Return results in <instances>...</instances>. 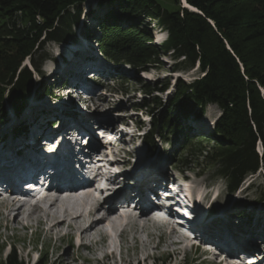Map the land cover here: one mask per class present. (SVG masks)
Listing matches in <instances>:
<instances>
[{
  "label": "trees",
  "instance_id": "1",
  "mask_svg": "<svg viewBox=\"0 0 264 264\" xmlns=\"http://www.w3.org/2000/svg\"><path fill=\"white\" fill-rule=\"evenodd\" d=\"M84 1L0 0V126L5 123L6 102L20 114L35 90L32 71L40 72L47 59L39 49L43 33L52 41L73 40V27ZM187 2L199 12L185 7L182 0H113L99 16L98 41L108 60L116 65H130L138 72L147 70V64L159 63V55L168 51L175 59L184 56L176 68H193L199 63L204 72L200 78L191 83L177 80L171 113L161 125L153 112H148L152 121L147 141L155 148L157 135L166 142L174 135L186 149L195 140L183 129L179 115L198 116L206 103H217L222 115L216 124L210 158L216 163L217 174L227 180L228 189L234 192L249 173L264 167V0ZM137 14L157 20L168 31L169 38L163 46L147 41L150 33H143L133 21ZM121 19H125V26L119 24ZM94 34L87 27L86 36L93 38ZM28 57L31 69L21 67ZM118 70L121 71L114 79H125V70ZM167 84L162 81L161 88H152L145 82L141 88L147 94L165 90ZM51 90V86H39L34 92L42 98ZM147 101L143 97L135 107L142 109L147 103L162 105L159 95ZM24 127L20 123L15 130L21 132ZM258 141L263 147L261 155L256 150ZM262 188L258 202L264 201V184ZM7 264L24 263L14 250ZM35 264L46 263L39 257Z\"/></svg>",
  "mask_w": 264,
  "mask_h": 264
},
{
  "label": "rangeland",
  "instance_id": "2",
  "mask_svg": "<svg viewBox=\"0 0 264 264\" xmlns=\"http://www.w3.org/2000/svg\"><path fill=\"white\" fill-rule=\"evenodd\" d=\"M111 2H113V0L84 1L81 5L82 12L79 16L78 23L73 27V40L67 41L66 43L52 41L48 40L45 32L43 33L39 45L41 47H39V49L40 52H44L47 55V59H44L40 67V72L35 69L32 71L34 87H61L62 74L68 66L74 64V60L76 62L78 59L77 56H81L80 60L83 62V56L87 54L93 55L96 49L101 50L98 41V35L101 34L98 24L99 16L106 11ZM133 17V21L138 24V29H141L145 34L150 33L151 39L147 41L156 44L157 37L162 36V42H157L159 45H156L163 46L167 42L169 38L168 31L165 28L163 29L158 24L157 20L151 21L152 19L144 17L143 14H137ZM121 20L119 24L125 26L127 24L125 19ZM22 24L21 19H18V25L21 26ZM87 27L91 29L93 34L96 33L94 37H97V39L93 36V38H88L86 36ZM159 59V63L147 64V70L139 72L136 68L129 65L122 66L127 76L125 79L120 78L115 81L111 76L107 77L109 75L107 72L97 75L91 85L94 88L95 94L91 95L92 97L90 99L93 105L89 108L92 109L94 107L93 109L97 111L96 113L101 114L106 119L113 120L120 116L124 117L123 119L127 120L129 125L135 123L136 127L139 129V131L136 130L132 136L135 144L138 143V140L140 142L139 144H141V141L145 143L143 136L149 131L148 128H150L152 121V114L148 113L149 111L153 112V117L159 125L162 124L164 117L171 113L169 112V108L171 107V102L174 97L175 87H177V80L181 79L186 83H191L196 78H200L204 73L200 69L198 62L193 68H176L175 66L183 61L184 56L175 59L171 51L160 54ZM31 64L30 58L28 57L21 67L27 66L31 69ZM115 67L111 68L112 72H115ZM106 69L108 70L110 67ZM61 70L63 72L62 74L60 73ZM50 73H52V75ZM69 73L72 74L71 72ZM116 73H118V70ZM73 80L74 79H71L72 84L74 83ZM162 81L168 82L165 90H153L146 94L141 88V84L145 82H148L152 88L156 86L161 88L163 86L161 85ZM71 83H69V85H71ZM65 87L69 86L65 85L64 90L60 91L59 88L56 90L52 89L51 92H54L55 95L62 94L61 92L69 95V88L65 90ZM262 93L264 94V88H262ZM33 94L28 96L25 108L20 113L21 116L14 112L9 101L5 104L7 115L5 123L0 126V139L2 140V138H4L8 140L5 141V144H12L14 143V137L18 138L16 139L17 143L14 144L17 147L13 145V150H21L23 145L26 146L27 141L31 142V140L34 139L31 137L23 142L21 134L14 135L16 133L15 128L21 122L27 121V119L21 120L23 114L26 116V112H31L29 115L30 118L34 115L39 123L42 120L41 123L44 124L47 119L54 120L58 118L60 120L62 119V122L63 119H72V117L67 115L69 112L68 110L72 111L70 115L73 116L78 115V111L81 110V108L78 107H76V109H73V106L71 108L68 107L69 109H66L62 116L57 117L53 112L49 114L50 111H48L52 107L49 101L50 94L40 98L41 100L36 98L37 96ZM75 95V93H71L70 98L73 100ZM154 95H159V98L162 100L161 106L157 105L155 107V105L147 103V106L142 107V109H137L135 107V105L141 103L143 97H146L148 101L150 100L151 102L152 96ZM63 99L64 100L60 101L58 96L55 97V100H59L60 102L66 101V97H63ZM44 102L45 104L49 103L45 105V109L43 108ZM57 105H60V103H57ZM93 109L92 111H94ZM200 112L198 116L188 114L185 117H181V115H179L181 124L184 127L183 129L188 135H191V138H194L195 141L185 149L183 145L180 144V141H178V143L176 142V136L170 135V141L164 142L160 138L161 136L157 135L155 137L157 141L156 148L153 153H149V156H155L154 161H150V164L160 165L165 167L169 172L187 176L189 179L187 186L192 190V196L198 195V192L201 191V193H203L202 198H204L206 193H208L204 199L201 198L198 200L199 204L197 207H200V205L203 207L204 205L202 209H204L206 213V207L209 206L212 215L211 218L201 222L202 226L211 225L209 228L212 229V232L217 229L213 227L214 225L223 227L218 228L222 233H216L213 236L214 238L219 237L221 241L225 242L226 237L224 230L227 232L226 234L229 239L233 240L232 238H234V241L240 244H243V241L247 239L243 236L245 235L243 233H248V238L252 236L255 238L261 234L262 237H264V201H257L261 197L260 190L263 189L264 167L259 168L257 172L249 173L243 179L239 188L231 192L228 189L227 180L217 174L216 167L214 166L215 162L210 158L211 147L214 141L213 138H216L215 128L222 115V109L217 103L209 102L205 104L204 110ZM73 113H75V115ZM137 116L139 117L137 118ZM58 119H56V121ZM137 119L138 121H143L144 119L146 123L142 122L143 125L136 123ZM59 122L60 121L56 123ZM141 129H143L142 132L140 131ZM143 132L144 134L142 135ZM138 137L139 139H137ZM260 143L261 141H258L256 150L261 155L263 147L262 143L261 145ZM6 146L7 145H5V147ZM136 151L139 152L141 157H145V151L142 149V146H139ZM144 163H149V160H145ZM2 209L3 207L0 204V264H7L8 256L14 250L19 256V261L24 264H35L39 260V257L46 264H120L118 260H121V264H210V259H215L216 262L220 259L218 255H208L205 251L200 249L195 250V248H192L189 252L187 251L185 255L178 247L179 252H176L175 250L177 249L175 246L170 244V239L175 237V232H167L168 234L159 237L150 230L151 225H149L148 217L144 220L147 222L145 228L142 229V227H140L137 231V229L131 225V233L126 230L118 239H113V245H111L110 249H107V243L104 241V238L99 243H94L92 240L93 244H91V239L90 242L88 239L87 248H78L76 241H72L71 239L72 235H59V233L66 232V225L58 229L47 230L43 219L41 226L37 227V222H34L33 228L23 229L22 226H24V224L13 221V216L7 220L5 214L8 211L4 214L5 217L1 216ZM29 221H36V217ZM26 222L29 223L27 220ZM7 223L9 226H7ZM159 232H162V230H159ZM92 238L95 239V236ZM253 238L251 240H253ZM247 241L249 240L247 239ZM65 252H67V254L59 259V256L63 255ZM103 255L105 257L108 255L110 256L104 258ZM147 255H149V258L145 260ZM37 258L38 260H36ZM205 259L208 261H202Z\"/></svg>",
  "mask_w": 264,
  "mask_h": 264
},
{
  "label": "bare ground",
  "instance_id": "3",
  "mask_svg": "<svg viewBox=\"0 0 264 264\" xmlns=\"http://www.w3.org/2000/svg\"><path fill=\"white\" fill-rule=\"evenodd\" d=\"M185 6L187 7V5H185ZM190 10H192V9H190ZM162 39H163L162 36L161 37L158 36L157 42L161 43ZM77 57H78V59L76 60V62L74 60V64H71L70 66H68L69 68L67 67L64 73L62 72V70L60 71L61 74L63 73L61 85L66 84V86L67 85L69 86V87H65V90L69 88L68 89L69 94L73 93L72 89H73V85H74L72 83H71V85H69V83H70L69 79H74L73 81L76 82L78 80V78H77V76H75V73H77L79 70H81V64H82L80 62L81 56H77ZM69 72H71L72 74H70ZM50 74L52 75V73H50ZM81 81H82V79H81ZM63 90H64V87H63ZM61 93L62 94H59V96H61V97L64 96L67 98L69 96V95H66L67 93L66 94H63L64 92H61ZM78 96H80V93L78 94ZM49 101H51V100L49 99ZM48 104H45V102H44V106L48 105ZM66 109H69V108L67 106H65V104H62L58 108H56L54 110L49 109L48 111H50L49 114H52L51 112H53L55 116L60 117L64 114V111ZM62 110H63V112H62ZM68 111H70V110H68ZM30 113L31 112H28V113L26 112V116L23 114L21 120H23V119L31 120L35 124V127L33 128L34 129L33 130L34 135L22 138L23 142H25L26 139H29L31 137L34 138L31 140V142L27 141L26 146L23 145L21 150L20 149L13 150V145L15 143H17L16 139H18V138L14 137V139H13L14 143H12V144H5V141H8V140H6L4 138H2V140L0 139V144H1L0 147H2L3 149L5 148V150H4L5 154L4 155L7 156L8 164L15 165L16 163L18 164L19 162H22L23 159L21 158V153H23L26 148L32 147L30 149H27L25 156L27 154L35 155L36 151H38L39 143H40L39 137H41V136H38V134H39L38 129L39 128H37V126L39 125V126L43 127V124L41 123L42 120L39 123V121H37L38 119L32 114H31L32 116L30 118V116H29ZM67 115L69 117H75V116H71L68 113H67ZM55 119H58V118H55ZM58 121H60L59 127H63V129H65V126H68L70 121H72V119L71 118L70 119L67 118L66 120L63 119V122H62V119L61 120L58 119ZM47 131L50 133L52 132L51 130H48V129H47ZM16 134L18 135V133H15L14 135H16ZM5 145H7V146L5 147ZM260 145H261V143H260ZM15 147H17V146H15ZM2 148L0 150H2ZM30 150H33V152H31ZM137 153L139 154V152H137ZM1 156L2 155H0V157ZM72 156L76 158L78 156V153L76 154V152L73 151ZM47 158H48L47 156H44V161H42L43 166L46 165L45 160ZM41 159H42V157H41ZM65 160L67 161L66 167H68L69 162H74V161H71L72 159L70 156L68 157V159H65ZM150 163L151 162H149L147 164L144 163V165H146L147 169L149 168ZM156 166H160V165H156ZM70 167H71V165L69 166V168ZM2 172H4V171H2ZM66 173H67V170L62 171L59 174L60 179H62L63 176H66ZM139 173H140V171H138L136 174L134 173V175L138 176ZM129 175L131 177H135L132 174H129ZM71 176L73 177L72 174H71ZM133 180L134 179L132 178L131 182L128 183L130 186H133ZM183 185H184L183 182H179L180 190H182ZM141 186H142V184L138 185L139 188ZM124 187H126L125 184H123V188ZM83 189L86 190V188H83ZM72 191L77 192L78 190H67L68 193H66L65 197H61V195H62V193H64V191H61V190L56 191L54 198H52L51 207L49 209H46V210L42 209L41 207H37V206L28 208L26 206L27 204H25V203L21 204L18 202L17 199L9 197L7 200H5V202H4L5 205L3 206L4 208L7 209L6 212L7 211L8 212L7 213L5 212L6 214L3 213V216L5 214L7 220H9V218L11 216H13L14 217L13 221H16L17 223H23L24 224V226H22L23 229L30 228L32 226V223H34V222H37L38 224L41 225V222L44 219L45 224H47V223L50 224L48 227V230H54V229L61 228V226L65 225L66 220H67L66 218L68 216H70L73 212V205H76L78 210H77V213L73 217H71V221L68 224V231L65 233H61L59 235H61V236H62V234L68 235V236L72 235L71 239H72V241H76L78 248H87L88 246H87L85 240L91 239V237H94L96 235H104V234L107 235L106 236L107 240H105L107 243V246L111 247V245H113L112 244L113 239L110 241V235L112 233H118L121 228H123L129 224L133 225L137 229V231L140 229V227H142V229L145 228L147 225V222H145L144 220L146 217L149 218V216L152 212V210L145 209V210H141L140 213L137 215L136 213L129 212V211L118 213L119 210H116L115 208H110V209L106 210L104 207L105 201L103 200L101 202V201L97 200L96 197L92 193H90L89 191H86L83 194L75 196V197H72L70 195L71 194L70 192H72ZM202 194L203 193H201V191L198 192V195H196L197 200H200L202 198ZM207 194L208 193H206V195ZM114 195L115 194H113L112 196H110L108 198L109 201H111L113 199ZM205 196H204V198H205ZM48 200H50V195H47L43 199L42 202H47ZM188 205L191 206V203H188ZM88 206L90 208L88 210H86ZM202 208H203L202 205H200V207L196 206V208L192 210V212H195L196 218H198L199 220H202V219L205 220V211ZM28 209H30V210L27 212L26 210H28ZM190 210L191 209L188 208L186 211H190ZM100 213H103V216L101 218L97 219V215ZM198 215H204V216L201 218V216H198ZM35 217H36V221H29L30 219L35 218ZM26 220L29 223H27ZM87 223H88V225L86 226ZM165 223H167L168 227H170V231H168V232L173 233L175 231L174 230L175 228H174L172 222H165ZM7 226H9L8 223H7ZM102 226H108V230L103 232ZM216 228H223V227L222 226L221 227L216 226ZM220 233H222L221 230H220ZM224 233H225V237H226L225 240L226 241L225 242L220 241V243H218V242L217 243L219 244V246L221 245V246L226 248V249H224V248L223 249L228 252V254L226 255L227 257H231L230 254H231V252H233L235 250V248L239 247V250H243V249H245V246L243 244L247 243V245H248L247 239H245L243 241V244H240V243L234 241V238H232L233 240L229 239V237L226 234L227 232L225 230H224ZM84 236H85V238H84ZM208 238L213 239L212 235H210ZM108 241H109V244H108ZM254 242H255V240L249 241V243H251V244H253ZM248 249H250L249 246H248ZM105 253H107V252H105ZM66 254H67V252H65L63 255L59 256V259H61ZM109 256L110 255H108L106 257L104 256V258H107ZM147 258H149V255H147L145 260Z\"/></svg>",
  "mask_w": 264,
  "mask_h": 264
},
{
  "label": "water",
  "instance_id": "4",
  "mask_svg": "<svg viewBox=\"0 0 264 264\" xmlns=\"http://www.w3.org/2000/svg\"><path fill=\"white\" fill-rule=\"evenodd\" d=\"M86 1V0H85ZM182 2L184 3L183 5H187V7L189 8V9H192L193 11H196V12H199V10L197 9V8H195L194 6H192V5H190L188 2H187V0H182ZM186 7V6H185Z\"/></svg>",
  "mask_w": 264,
  "mask_h": 264
}]
</instances>
